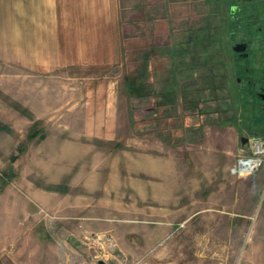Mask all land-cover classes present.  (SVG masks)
<instances>
[{"label": "rangeland", "instance_id": "1", "mask_svg": "<svg viewBox=\"0 0 264 264\" xmlns=\"http://www.w3.org/2000/svg\"><path fill=\"white\" fill-rule=\"evenodd\" d=\"M169 2L62 65H0V264H264V163L230 172L264 138L231 49L264 70V0Z\"/></svg>", "mask_w": 264, "mask_h": 264}, {"label": "crops", "instance_id": "2", "mask_svg": "<svg viewBox=\"0 0 264 264\" xmlns=\"http://www.w3.org/2000/svg\"><path fill=\"white\" fill-rule=\"evenodd\" d=\"M169 1L181 3L183 0H0V65L34 71L62 65L64 44L70 43L72 34H75L76 49H82L81 44L86 42L94 44L91 49H98L97 44L102 39L97 38V34H102L104 20H109L108 24L114 27L110 33H114L117 42L122 24L119 10H140L143 17L148 16V12L154 17H166ZM174 7L181 9L175 4ZM104 11L108 15H104ZM236 58L242 59L234 51L232 62L236 70L233 74L241 76L235 77L236 91L252 90L256 94L258 77L253 76V65L242 66L236 63Z\"/></svg>", "mask_w": 264, "mask_h": 264}, {"label": "built area", "instance_id": "3", "mask_svg": "<svg viewBox=\"0 0 264 264\" xmlns=\"http://www.w3.org/2000/svg\"><path fill=\"white\" fill-rule=\"evenodd\" d=\"M247 151L242 150L230 167L233 174H247L255 171L264 163V138L251 137L247 141Z\"/></svg>", "mask_w": 264, "mask_h": 264}, {"label": "flooded vegetation", "instance_id": "4", "mask_svg": "<svg viewBox=\"0 0 264 264\" xmlns=\"http://www.w3.org/2000/svg\"><path fill=\"white\" fill-rule=\"evenodd\" d=\"M258 30L259 32L261 33L260 35V42L262 43V45H264V27H258ZM242 41H247L248 42V51H249V54L245 57H252L253 59V62L255 61V53H253L252 49H251V46H250V42H251V39L248 38V39H241V40H238V41H235L234 43L236 42H242ZM261 53L264 52V47H262V49L260 50ZM236 54L243 58L242 55H241V52H236ZM244 57V58H245ZM261 67H264V53H262V57H261ZM255 84H256V94L258 96V108H261L262 110H264V70H260V76H258L257 78V81H255Z\"/></svg>", "mask_w": 264, "mask_h": 264}, {"label": "water", "instance_id": "5", "mask_svg": "<svg viewBox=\"0 0 264 264\" xmlns=\"http://www.w3.org/2000/svg\"><path fill=\"white\" fill-rule=\"evenodd\" d=\"M232 49L236 52H241L242 57H245L249 54L247 41L234 43L232 46ZM245 140H246V137H241L242 143H244ZM98 263L105 264L102 260H99Z\"/></svg>", "mask_w": 264, "mask_h": 264}, {"label": "trees", "instance_id": "6", "mask_svg": "<svg viewBox=\"0 0 264 264\" xmlns=\"http://www.w3.org/2000/svg\"><path fill=\"white\" fill-rule=\"evenodd\" d=\"M252 90L250 91V94H251ZM254 93V92H253Z\"/></svg>", "mask_w": 264, "mask_h": 264}]
</instances>
